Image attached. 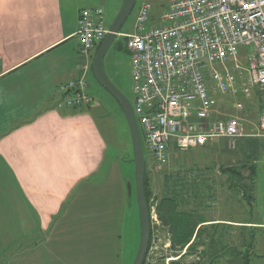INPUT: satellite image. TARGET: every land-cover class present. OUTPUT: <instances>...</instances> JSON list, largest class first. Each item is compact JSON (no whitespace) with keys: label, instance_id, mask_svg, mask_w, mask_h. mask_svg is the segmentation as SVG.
<instances>
[{"label":"crops","instance_id":"1","mask_svg":"<svg viewBox=\"0 0 264 264\" xmlns=\"http://www.w3.org/2000/svg\"><path fill=\"white\" fill-rule=\"evenodd\" d=\"M123 2L0 0V264H102L97 258L103 256L101 234L108 221L96 201L106 190L95 176L110 145L95 104L59 109V86L83 75L88 83L102 45L83 53L80 12L103 8L118 14ZM123 188L116 190V200L126 205ZM257 192L256 184L257 218L239 222L259 227L251 264H264V212ZM224 213L209 215L210 224L228 226Z\"/></svg>","mask_w":264,"mask_h":264},{"label":"built area","instance_id":"2","mask_svg":"<svg viewBox=\"0 0 264 264\" xmlns=\"http://www.w3.org/2000/svg\"><path fill=\"white\" fill-rule=\"evenodd\" d=\"M153 14L152 4L144 2L134 32L125 35L134 112L152 158L149 171L167 173L172 153L181 160L221 140L236 149L247 136L248 116L239 98L259 100L250 137L264 139V0H168L157 19ZM107 33L103 8L80 12L77 38L83 53L102 44ZM88 89L86 75L60 85L58 108L91 107ZM229 98L235 100L233 112L223 108ZM182 170L176 174L189 177ZM150 213L152 228L160 226L155 208Z\"/></svg>","mask_w":264,"mask_h":264},{"label":"rangeland","instance_id":"3","mask_svg":"<svg viewBox=\"0 0 264 264\" xmlns=\"http://www.w3.org/2000/svg\"><path fill=\"white\" fill-rule=\"evenodd\" d=\"M144 2L152 4L155 19L158 18L159 14L168 4V0H136V5L132 13L120 31L124 36L134 32L138 11ZM117 15V13H111L110 10H107L105 14V26L110 28ZM125 47V37H117L113 47L105 57L103 65L111 82L134 106L135 93L132 77V63ZM88 83L90 86L89 90L95 100V107H97L95 109V114L97 118H99L97 121L102 128L103 135L110 145L109 153L104 157L98 175L95 176L98 180L100 179V181L104 180L103 184H105V186H103V189L106 191L100 193L102 198L96 201V205L97 207L100 206L101 217L108 221L105 229H102L101 234L102 250L99 252H101L103 256L97 259H102V264H134L141 239V221L136 197L135 165L131 160L134 153L132 150L133 146L130 129L119 103L109 92L102 88L95 79L93 73L90 74ZM238 100L244 102V112L248 117L246 119L245 128V134L247 136L238 141L236 149H229L228 141L221 140L220 143H217L214 147L191 150L180 157L182 158L181 160L176 158L175 153H172L173 158L171 159L170 166L166 170L167 173L160 175L151 173V176L153 180L152 189L155 196H161L163 194L164 177L176 174L182 169V172L187 173V176H189L187 178L189 179L194 178L193 172L198 173V171H201L202 177L199 178L197 183L202 182L197 185H200L202 188L204 187V191H206L207 185L211 183L210 178L207 180L208 177L214 178L216 180L214 182V186L217 189L216 195L213 201L208 205L209 209L203 210L202 214L207 215V217L210 215L213 218L220 213L221 210H224V218L228 216L230 218L229 227L235 228L233 230V236L239 239L242 232L241 230L243 229L248 239L252 235L251 230H255L259 227L252 222L250 224L240 223L239 221H253L257 216L254 219V214L253 218H249L248 204L242 201L239 195L238 197L229 189L230 185L228 178L226 175L222 174V167L239 168L246 178L249 176L250 167H255L257 172L256 184L258 185L257 197H259V211L264 212V139L250 137V135L254 133V124L258 120L262 106L257 98L252 102L243 98H239ZM234 102V99L229 98L223 105V108L228 112H233ZM143 148L148 171L152 165V158L144 141ZM209 168H215V170H208ZM128 178L132 181L133 197L131 202L128 200L129 203L125 205L123 202L122 204L120 200H116V190H121V187H124V195H126L125 193H127V191L125 188L127 187ZM150 205L155 208L153 206L155 202L151 201ZM218 219L220 221V218ZM211 224L208 222L207 225ZM155 225L156 227L154 226L152 228L151 250L149 251L146 264H171L174 261H180L179 256L175 257V254H173L171 250L168 230L161 225ZM195 237L192 239L190 245L195 243ZM237 242L239 244L240 240ZM185 250H187V248ZM89 252L90 250L87 249V255ZM163 256L165 257L164 261L161 260ZM88 257L89 256H87V258ZM147 261H151V263ZM185 261L186 263L192 261L198 262L199 258L196 257V255H192L186 258ZM220 264L227 263L225 259H223L220 261Z\"/></svg>","mask_w":264,"mask_h":264},{"label":"trees","instance_id":"4","mask_svg":"<svg viewBox=\"0 0 264 264\" xmlns=\"http://www.w3.org/2000/svg\"><path fill=\"white\" fill-rule=\"evenodd\" d=\"M131 160L134 162V155ZM214 169L209 168L208 170L213 171ZM222 170V174L228 178L229 189L248 204L249 218H253L257 175L255 167H250L247 178L243 176L239 168L222 167ZM200 173L201 171H198V175L193 179L181 177L179 174L164 177L163 194L155 196L152 189L151 172L146 171L145 192L149 208L151 210V201L155 202L153 206L156 208L161 226L168 230L171 250L175 257L179 256L180 259L171 264H220L223 259L227 264H251V250L254 246V233L257 230L252 229V235L247 239L245 230L242 229L240 238L236 239L233 236L235 228L229 227V224L227 226L217 222L207 225L210 218L202 213L203 210L209 209L208 205L215 198L217 189L214 182L216 180L208 177L207 180L210 178L211 183L204 191V187L197 185L202 182L197 183L202 177ZM194 237L195 243L190 245ZM238 240H240L239 244ZM151 243L152 236L149 250ZM192 255H196L199 261L186 263L185 259ZM147 257L144 264H146ZM161 260L164 261L165 257L163 256Z\"/></svg>","mask_w":264,"mask_h":264},{"label":"water","instance_id":"5","mask_svg":"<svg viewBox=\"0 0 264 264\" xmlns=\"http://www.w3.org/2000/svg\"><path fill=\"white\" fill-rule=\"evenodd\" d=\"M135 5L136 0H124L122 8L118 13L117 17L111 24L110 28H107L108 33L106 35V38L104 39L92 63V73L94 74L95 79L102 86V88L109 92V94L119 103L121 111L123 112L130 129L134 152L136 197L141 221V239L138 254L134 264H144L147 254L149 252V246L152 236V223L150 208L146 199L145 192L147 164L143 148V139L134 112V106L111 82L103 65L105 57L107 56L110 49L113 47L116 38L125 37L123 34L120 33V31L130 14L132 13ZM127 193L128 200L129 202H131L133 197V185L131 180L127 181Z\"/></svg>","mask_w":264,"mask_h":264}]
</instances>
